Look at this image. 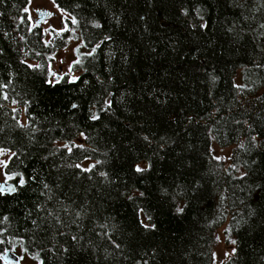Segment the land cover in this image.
<instances>
[{
    "label": "trees",
    "instance_id": "trees-1",
    "mask_svg": "<svg viewBox=\"0 0 264 264\" xmlns=\"http://www.w3.org/2000/svg\"><path fill=\"white\" fill-rule=\"evenodd\" d=\"M51 1L72 77L49 70L68 32L0 0V256L210 264L224 224L223 264H264V0Z\"/></svg>",
    "mask_w": 264,
    "mask_h": 264
},
{
    "label": "rangeland",
    "instance_id": "rangeland-1",
    "mask_svg": "<svg viewBox=\"0 0 264 264\" xmlns=\"http://www.w3.org/2000/svg\"><path fill=\"white\" fill-rule=\"evenodd\" d=\"M29 24L36 25L37 16L43 15V19L38 24L41 29L43 40L50 41L53 35H58L62 32H68L64 47L56 50L49 63L50 78L55 79L58 75L67 73L69 77L76 73H70V63L74 59L75 54L79 51H85L81 45L80 36L75 26L73 18L67 13L59 10L51 0H28L27 6L24 9ZM239 77V71L235 72V79ZM80 142L79 138L72 140V144ZM59 146H68L67 143L56 142ZM232 146L218 147L213 140L210 142V152L212 156L223 162V165H228V156ZM10 152L7 150H0V183L7 184V176L3 172V166L6 163ZM85 166V163H82ZM237 171H239L237 169ZM224 224L217 227L212 232V243L210 246V264H223L226 259L231 240L226 241L223 232ZM19 264H36L34 260L25 256H19Z\"/></svg>",
    "mask_w": 264,
    "mask_h": 264
},
{
    "label": "water",
    "instance_id": "water-1",
    "mask_svg": "<svg viewBox=\"0 0 264 264\" xmlns=\"http://www.w3.org/2000/svg\"><path fill=\"white\" fill-rule=\"evenodd\" d=\"M43 18H44L43 15L37 16L36 24H39ZM0 190H3L6 193H10L12 190V185L8 183L7 184L0 183ZM0 258L6 264H18L20 260L19 256L15 252L10 250H5L1 254Z\"/></svg>",
    "mask_w": 264,
    "mask_h": 264
},
{
    "label": "snow or ice",
    "instance_id": "snow-or-ice-1",
    "mask_svg": "<svg viewBox=\"0 0 264 264\" xmlns=\"http://www.w3.org/2000/svg\"><path fill=\"white\" fill-rule=\"evenodd\" d=\"M140 169H137V171H139Z\"/></svg>",
    "mask_w": 264,
    "mask_h": 264
}]
</instances>
